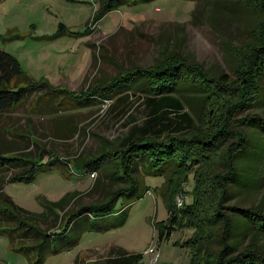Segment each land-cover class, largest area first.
<instances>
[{
  "label": "rangeland",
  "instance_id": "obj_1",
  "mask_svg": "<svg viewBox=\"0 0 264 264\" xmlns=\"http://www.w3.org/2000/svg\"><path fill=\"white\" fill-rule=\"evenodd\" d=\"M247 4L245 0H153L119 6L97 19L102 11L100 0H0V49L17 60L34 84L46 83L76 94L97 81L111 79L120 69L154 67L170 56L201 65L212 75L223 73L233 79V48L240 49L250 41L248 34L260 18L248 11ZM35 100L31 96L5 116L0 124V143L28 145L32 156L39 147L43 149L42 163L57 157L63 160L64 169L54 167L41 172L30 183L7 184L3 175L0 188L17 206L32 213L44 211L43 200L56 202L66 194H78L76 201L82 205L96 202L111 183L104 181L102 186L92 187L98 173L80 170L68 159L93 155L141 126L147 117L143 100L129 95L112 106L107 101L59 114H53L48 107L34 114ZM196 107L194 99L184 102V111L197 123ZM246 114L264 117V105L241 112L237 119ZM240 128L254 140L251 151H247V161L248 178L255 177L256 183L247 178L230 186V196L221 212L236 225L244 221L231 208L255 205L264 193V135L252 126ZM224 169L221 164L207 168L209 175L223 174ZM163 183V177H145L148 191L129 204L123 224L103 232L86 231L69 249L63 248L71 234L63 241H53L51 252L43 256L40 264H104L114 249L138 255L135 264H151L156 255L155 264H190L192 228L174 225L168 238L158 240V224L168 218V203L158 193ZM193 187L194 177L189 176L181 207L191 203ZM203 189L212 195L220 192L215 179L205 180ZM127 205L119 199L113 210L117 213L106 222L113 223L118 211ZM238 233L230 243L240 250L254 235L249 222L241 225ZM258 239L264 245V236ZM149 250L153 253L148 254ZM37 260L36 254L26 255L11 248L7 236L0 234V264H36Z\"/></svg>",
  "mask_w": 264,
  "mask_h": 264
},
{
  "label": "trees",
  "instance_id": "obj_2",
  "mask_svg": "<svg viewBox=\"0 0 264 264\" xmlns=\"http://www.w3.org/2000/svg\"><path fill=\"white\" fill-rule=\"evenodd\" d=\"M100 1L102 11L97 19L119 6L153 0ZM245 3L248 11L260 18L248 34L250 41L240 49L233 48V79L223 73L212 75L201 65L170 56L154 67L120 69L111 79L97 81L76 94L46 83L34 84L17 60L0 49V124L31 96L36 99L34 114L48 107L59 114L107 101L112 106L129 95L141 98L147 110L142 125L132 128L117 144L93 155L68 159L80 170L98 173L92 187L102 186L104 181L111 183L96 202L82 205L76 201L78 194H66L56 202L43 200L44 211L32 213L17 206L0 188V234L7 236L11 248L26 255L36 254V264H40L51 252L53 241H63L71 234L63 248L69 249L86 231L103 232L121 225L126 221L129 204L147 193L145 177L156 176L164 179L158 193L168 203V218L157 227L160 242L171 235L174 225L190 227L194 230L190 264H264V245L258 239L264 236V193L255 205L231 208L244 221L241 225L249 222L253 230L254 236L243 249L237 250L230 243L239 234L240 222L236 225L221 212L230 196V186L247 180L250 171L247 151H251L254 140L240 127L252 126L264 135V117L246 114L237 119L241 112L264 105V0ZM192 99L197 101V123L184 111V102ZM27 146L0 143V178L6 175L5 183H30L41 172L54 167L64 169L62 159L42 163L43 149L38 147L39 152L32 156ZM211 164L224 166L223 174L209 175ZM189 176L194 177L192 201L177 208L175 197L184 195ZM208 178L215 179L220 192H204L207 188L203 189V182ZM248 181L256 183V178L249 177ZM119 199L128 205L108 224L106 219L117 213L113 210ZM112 251L104 264H135L139 259L121 249Z\"/></svg>",
  "mask_w": 264,
  "mask_h": 264
},
{
  "label": "built area",
  "instance_id": "obj_3",
  "mask_svg": "<svg viewBox=\"0 0 264 264\" xmlns=\"http://www.w3.org/2000/svg\"><path fill=\"white\" fill-rule=\"evenodd\" d=\"M183 201H184V200H183V197H182V196L177 197V198H176V202H177V205H176V206H177V207H181ZM147 253H148V254H152L153 251H152V250H149ZM157 259H158V255L153 256L152 259H151V261H150V263H151V264H155L156 261H157Z\"/></svg>",
  "mask_w": 264,
  "mask_h": 264
}]
</instances>
